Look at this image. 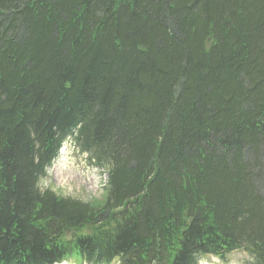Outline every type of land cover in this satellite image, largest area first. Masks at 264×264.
<instances>
[{
    "label": "trees",
    "instance_id": "obj_1",
    "mask_svg": "<svg viewBox=\"0 0 264 264\" xmlns=\"http://www.w3.org/2000/svg\"><path fill=\"white\" fill-rule=\"evenodd\" d=\"M99 200L40 188L65 142ZM264 264V0H0V264Z\"/></svg>",
    "mask_w": 264,
    "mask_h": 264
},
{
    "label": "rangeland",
    "instance_id": "obj_2",
    "mask_svg": "<svg viewBox=\"0 0 264 264\" xmlns=\"http://www.w3.org/2000/svg\"><path fill=\"white\" fill-rule=\"evenodd\" d=\"M87 158V154L79 152L67 141L60 151L59 158L52 165L58 164L57 169H51V166L47 170V177L40 182V188L50 190L61 198L82 202L99 200L107 176L102 170L93 167ZM251 262L252 258L240 251L231 253L223 260L211 256H203L199 260V264H251Z\"/></svg>",
    "mask_w": 264,
    "mask_h": 264
},
{
    "label": "bare ground",
    "instance_id": "obj_3",
    "mask_svg": "<svg viewBox=\"0 0 264 264\" xmlns=\"http://www.w3.org/2000/svg\"><path fill=\"white\" fill-rule=\"evenodd\" d=\"M56 166H58V164H54V166H52L51 169H55V168L57 169ZM60 180H61V179H60Z\"/></svg>",
    "mask_w": 264,
    "mask_h": 264
}]
</instances>
